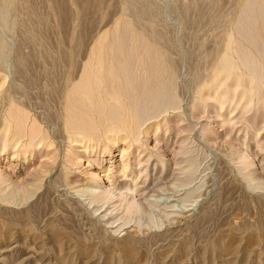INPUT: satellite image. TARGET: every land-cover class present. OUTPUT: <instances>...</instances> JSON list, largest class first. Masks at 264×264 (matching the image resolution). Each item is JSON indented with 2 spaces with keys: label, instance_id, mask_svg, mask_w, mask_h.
I'll return each mask as SVG.
<instances>
[{
  "label": "rangeland",
  "instance_id": "obj_1",
  "mask_svg": "<svg viewBox=\"0 0 264 264\" xmlns=\"http://www.w3.org/2000/svg\"><path fill=\"white\" fill-rule=\"evenodd\" d=\"M246 28L263 50L264 0H0V128L13 102L49 134L40 152L0 149V264H264V81L242 63L241 50L260 58ZM104 34L108 66L135 64L128 94L170 101L146 112L138 142L103 130L112 112L136 111L123 83L120 107L104 82L109 102L90 110L97 137L64 128ZM91 169L150 203L91 201Z\"/></svg>",
  "mask_w": 264,
  "mask_h": 264
},
{
  "label": "bare ground",
  "instance_id": "obj_2",
  "mask_svg": "<svg viewBox=\"0 0 264 264\" xmlns=\"http://www.w3.org/2000/svg\"><path fill=\"white\" fill-rule=\"evenodd\" d=\"M253 5H255V4H253ZM247 11H248V9H247ZM250 14H251V12H250ZM261 15H262V13L261 14L259 13L260 17H261ZM251 16H254V15L251 14ZM245 20H246V18H245ZM247 21L250 23V18H248ZM239 24L241 25L240 22H239ZM261 25H262V23H261ZM251 26H252V23H251ZM259 27L261 29V32L263 33V31H262L263 25H262V27L261 26H259ZM252 30L255 31V28H252V29L246 28V32H247L246 33V35H247L246 39L250 43L253 42V40H254L253 36H251L253 33ZM123 34H122V36H123ZM259 36L261 37L263 35H260V33H259ZM123 38L125 40V36ZM255 38L257 39L256 36H255ZM261 38L264 39V36ZM141 40H142V38L140 39V43H141ZM127 41H128V39H127ZM104 42H105V34L99 38L97 46L92 51V55L89 57L87 62L83 65V67L81 69V74H80L78 80L76 82H74V84L72 85V88L70 89L69 93L66 96L65 106H64V128H65L68 136H70V133H71L75 136L80 135V136H82L83 139L88 138L89 140H92V139H94V137H97V134H98L100 129L97 126H93L92 123H94V121H93V117L91 115L92 113L90 112V110L97 109V111H98L108 101V96L102 95V93L105 91L104 86H103L104 82L106 84L105 87L108 88L110 98L112 99L111 103L108 101L109 104L112 105L113 108L120 107L122 105V103H121V97L119 95L120 88L118 87V84L123 83V87H124L123 90L125 91V94H126L127 98L129 99V105L131 107H133L136 111L134 112V114H131V113H128V110L126 109L124 111V114H123L124 116L123 117L120 116L118 118H116L118 112H112V116L109 118L110 123H109V125L105 126L103 130L105 133H112L115 136H117L118 132H121V134L125 133L126 134L125 137L131 136L132 142L133 141L138 142V138L136 136L137 131H138V126H140L145 121V119H143V118L145 117L144 115L146 114V112H148V113L149 112H155L156 110L164 111L166 109V107L168 106V104L170 103V101L168 100V98L164 97L165 99L161 103H159L160 100H159V97L157 96L158 94H155V95L153 94L152 96H149L150 101H148V102L150 104L148 107H146L145 102L148 99H147V96L143 95L142 90L138 91L140 93L136 97L134 95L130 96L132 93L129 91V89L126 87V85L131 83L134 87H138L137 84H139L138 78L136 77L134 72H132L134 67H135V64H134V67H132L133 69L131 71H128L129 70L128 69L129 68L128 63L122 65L121 63L116 61L117 64H114V66H112V65L108 66L105 63L104 58L101 55L102 51H103V46L105 45ZM255 42H256V45H259L258 48L256 46V49L260 50L261 45H260L259 41L256 40ZM125 44H128V42ZM144 46H145V44L143 45V47ZM143 47L141 46V50L144 49ZM138 48H139V46H138ZM262 49L263 50H260V58L259 59L255 58L253 55H250V54L244 52L243 50H241V56H240L242 63L252 72V74L255 75L256 83L260 84V85H261V83L263 84V81H264V48H262ZM152 50H154V49H152ZM153 52H155V51H153ZM247 52H249L248 49H247ZM104 53H105V51H104ZM124 53H126V50L124 51ZM133 53H134V51H133ZM140 53L141 52H139V54ZM115 54L116 55L113 57L115 60L121 59L119 51H116ZM154 54L155 53H153V55ZM154 56L151 57L152 60H154L153 59ZM127 57L128 56H126V59H128ZM134 57H135V55H134ZM124 58H125V56H124ZM158 62H159V55H158ZM154 63H152L153 64L152 67L154 66ZM231 64L232 63L228 60V62L225 63L224 66L225 67H227L228 65L232 66ZM140 71H142L141 68H140ZM158 71H160V70H158ZM148 72L150 74L151 70L149 69ZM154 77H155V75H154ZM147 78H148V76H147ZM140 85H141L140 88L143 89L144 88L143 84L140 83ZM134 89H136V88H134ZM124 91H123V93H124ZM128 93H130V95ZM169 93H170V91H169ZM99 103H101L102 106H99ZM161 108H162V110H161ZM98 113H100V112L98 111ZM2 117H3V123H4L3 127L4 128L3 127L0 128V149H1V152H6V150L11 145L10 144L11 142H15L14 143L15 147L17 146L18 143H20L19 147H21V149L17 148V150H15L13 152L14 156L16 155V153H18V152L20 153L21 152L20 150L24 149V147H26V146L32 147V150H35L36 152H40L41 149L39 147L35 148V145H36L35 141L39 146H40V144H41V146H44L47 143V141L49 139L48 131L45 130L35 118H31V116L29 115V113L27 111L23 110L22 108L17 106L15 103H13V102L9 103V106L4 111ZM119 123H121V124H119ZM123 123L125 125L124 127L122 126ZM107 135L108 134H106V136ZM96 141H99V140H96ZM48 145H50V143ZM124 149L125 148H123V151L121 153V157L123 156ZM84 151H86V150H84ZM52 157H53V155H52ZM118 161L122 162L121 159L120 160L118 159ZM122 169L124 172L123 175L125 176L126 175L125 173L128 170V165L123 164ZM140 172L141 171H139L138 173H140ZM7 176H8L7 173L0 171V178H5ZM89 176H90L91 180H93L95 182L94 185L93 184L87 185L81 191L86 192L91 201L95 200L96 198H100V199H102L103 203H106L110 199L117 197V198L122 199L124 201L125 208L129 211L141 210L143 208V206L145 205V203H148V202L150 203V200L147 198L144 201L139 199V197L137 198L131 192V190L129 188L127 190H122L119 185H116L114 183H107L106 185H101L102 180H100L101 177L99 176V172L97 171V169H91L89 171ZM126 191H128V192H126Z\"/></svg>",
  "mask_w": 264,
  "mask_h": 264
}]
</instances>
